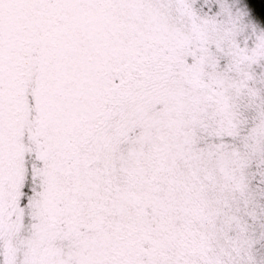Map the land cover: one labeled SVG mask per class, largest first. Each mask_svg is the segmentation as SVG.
Segmentation results:
<instances>
[{"label":"snow or ice","instance_id":"snow-or-ice-1","mask_svg":"<svg viewBox=\"0 0 264 264\" xmlns=\"http://www.w3.org/2000/svg\"><path fill=\"white\" fill-rule=\"evenodd\" d=\"M5 235L0 264H264V0H0Z\"/></svg>","mask_w":264,"mask_h":264},{"label":"rangeland","instance_id":"rangeland-1","mask_svg":"<svg viewBox=\"0 0 264 264\" xmlns=\"http://www.w3.org/2000/svg\"><path fill=\"white\" fill-rule=\"evenodd\" d=\"M179 72V70H178ZM177 72V73H178ZM43 88L42 86H37L35 81H33L32 83H30L27 87V91L29 96L31 97V99L27 102L30 103L31 105V109H32V113H33V118L34 120L37 122V124L39 125L41 123L40 120V114H41V105L37 102L36 99V94L40 91H42ZM13 97L14 99H16V93L13 92ZM149 108L150 111L152 113H162L166 111V105L164 103V101L160 98L154 99L150 104H149ZM44 133H41V135H43ZM28 147L32 150V151H37L38 150V144L36 142H31L28 144ZM46 167V166H45ZM41 171H43V169H41ZM237 198H239V195H237ZM242 200V199H241ZM12 242L13 244H18L19 242V237L15 236V237H10L8 235H5L3 240H0V251H2L5 246L9 243ZM65 247H67V245H65Z\"/></svg>","mask_w":264,"mask_h":264},{"label":"trees","instance_id":"trees-1","mask_svg":"<svg viewBox=\"0 0 264 264\" xmlns=\"http://www.w3.org/2000/svg\"><path fill=\"white\" fill-rule=\"evenodd\" d=\"M237 195H239V198H240V199H243L242 194L237 193L236 196H237Z\"/></svg>","mask_w":264,"mask_h":264},{"label":"flooded vegetation","instance_id":"flooded-vegetation-1","mask_svg":"<svg viewBox=\"0 0 264 264\" xmlns=\"http://www.w3.org/2000/svg\"><path fill=\"white\" fill-rule=\"evenodd\" d=\"M179 69H175L176 72H178Z\"/></svg>","mask_w":264,"mask_h":264}]
</instances>
